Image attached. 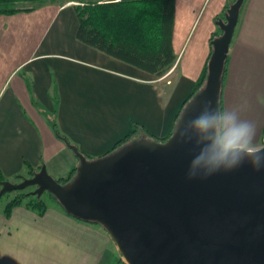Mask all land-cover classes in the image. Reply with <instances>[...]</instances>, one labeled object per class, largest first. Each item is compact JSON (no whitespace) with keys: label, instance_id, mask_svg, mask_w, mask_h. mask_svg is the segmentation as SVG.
<instances>
[{"label":"crops","instance_id":"obj_1","mask_svg":"<svg viewBox=\"0 0 264 264\" xmlns=\"http://www.w3.org/2000/svg\"><path fill=\"white\" fill-rule=\"evenodd\" d=\"M205 2L175 0L176 62L160 78L80 43L78 21L68 2H47L32 11L0 15L4 178L9 182L19 175L29 178L31 170L45 166L52 178L61 179L79 165L50 121L72 146L91 157L114 148L133 123L142 129L137 132L140 136H168L208 62L210 40L221 32L215 17L227 7L221 5L217 15L201 22ZM221 108L235 110L254 124L255 142L263 144L264 0H243L226 58ZM50 201L45 202L42 217L23 206L6 217L5 204L0 205V264H118L111 260L120 254L115 246L111 251L108 234L68 216Z\"/></svg>","mask_w":264,"mask_h":264},{"label":"water","instance_id":"obj_2","mask_svg":"<svg viewBox=\"0 0 264 264\" xmlns=\"http://www.w3.org/2000/svg\"><path fill=\"white\" fill-rule=\"evenodd\" d=\"M242 3L235 0L216 22L221 34L211 41L202 88L181 111L189 108L185 120L206 101L218 108ZM64 143L79 161L70 182L59 184L41 166L19 183L5 182L0 194L28 188L37 198L51 194L66 214L99 224L124 264H264V167L245 162L189 179L199 149L172 134L164 142L138 139L90 161Z\"/></svg>","mask_w":264,"mask_h":264},{"label":"trees","instance_id":"obj_3","mask_svg":"<svg viewBox=\"0 0 264 264\" xmlns=\"http://www.w3.org/2000/svg\"><path fill=\"white\" fill-rule=\"evenodd\" d=\"M55 1L59 0H0V15L32 11L44 3ZM67 2L73 4L78 21L76 39L80 43L144 71L155 78L164 76L176 62L172 47L175 0H68ZM21 4H30L32 7H19ZM206 73L207 63L196 80L191 93L186 98L183 107L202 88ZM224 74L225 68L222 81ZM218 108L222 110L221 95L218 100ZM50 126L57 138L69 143L66 138L61 136L55 122L50 121ZM140 130L142 131L140 126L133 123L132 129L126 138L118 142L109 152L99 157L83 155L88 161L102 158L112 153L120 145L138 139L164 142L171 136L173 131L172 129L168 136L157 139L150 135L140 136L137 133ZM76 168H73L65 178H61L59 181L57 179L56 182L61 185L70 182L75 176ZM34 173L35 171L31 170L29 172L30 177ZM23 179L25 178L20 175L14 178V180L19 182ZM5 182L9 181L4 178L0 171V190ZM10 194L14 195L4 206V216L8 217L12 209L20 206L32 211L38 217H42L45 214L47 205L42 198L43 196L37 198L31 192L23 190L4 192L0 194V199ZM45 194L59 206L57 200L51 194L47 192ZM61 210L64 212L62 208ZM67 215L72 217L69 214ZM80 222L89 225H99L96 222Z\"/></svg>","mask_w":264,"mask_h":264},{"label":"clouds","instance_id":"obj_4","mask_svg":"<svg viewBox=\"0 0 264 264\" xmlns=\"http://www.w3.org/2000/svg\"><path fill=\"white\" fill-rule=\"evenodd\" d=\"M188 111L186 107L179 115L172 139L194 142L199 149L188 166L189 179L231 171L245 162L255 170L264 167V144L255 142V125L241 119L237 111L214 108L211 101L185 120Z\"/></svg>","mask_w":264,"mask_h":264},{"label":"rangeland","instance_id":"obj_5","mask_svg":"<svg viewBox=\"0 0 264 264\" xmlns=\"http://www.w3.org/2000/svg\"><path fill=\"white\" fill-rule=\"evenodd\" d=\"M67 1L68 0H59V2H67ZM225 1L226 0H206V2L204 4V7L201 10V16H200V17H202V19L200 18L201 19V22L204 21L206 18H208L212 14H216L217 15L216 12H218L220 10L221 5H224L225 4ZM70 4H72V3H70ZM228 5H230V2H228V4H225V7H228ZM19 7L29 8V7H32V5H30V4H21V5H19ZM224 14H225V10H224V12L222 14L217 15L215 17V23L217 21L223 20L224 19ZM218 30L220 32L219 27H218ZM55 180H57V179H55ZM58 181H59V179H58ZM11 183L15 184V183H19V181L18 180H12ZM33 190H34V188H28V189H26V192H32ZM13 195L14 194H10V195L3 196L0 199V205L6 204L13 197ZM42 196H43L42 197L43 200L47 204L53 203L52 201H50V199H49V197H48L47 194L44 193ZM93 226H95V227L98 226V227H100L99 228L100 230H102L103 232H105L101 226H99V225H93ZM113 246H115V244H114V242L112 240L111 251H115V248ZM111 260H112V262H118V264H122L123 263L120 255L117 256V254H114V256L111 258Z\"/></svg>","mask_w":264,"mask_h":264}]
</instances>
